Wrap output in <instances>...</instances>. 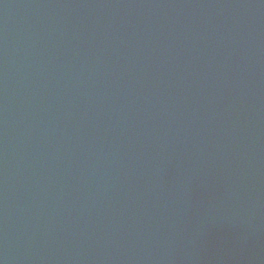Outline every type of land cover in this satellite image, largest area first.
Masks as SVG:
<instances>
[{"label": "water", "instance_id": "obj_1", "mask_svg": "<svg viewBox=\"0 0 264 264\" xmlns=\"http://www.w3.org/2000/svg\"><path fill=\"white\" fill-rule=\"evenodd\" d=\"M0 264H240L230 0H0Z\"/></svg>", "mask_w": 264, "mask_h": 264}]
</instances>
